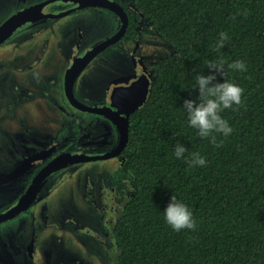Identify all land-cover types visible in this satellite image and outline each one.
Returning a JSON list of instances; mask_svg holds the SVG:
<instances>
[{"label":"trees","instance_id":"trees-1","mask_svg":"<svg viewBox=\"0 0 264 264\" xmlns=\"http://www.w3.org/2000/svg\"><path fill=\"white\" fill-rule=\"evenodd\" d=\"M113 1L128 13L130 40L138 26H153L174 49L156 64L148 99L130 118L122 156L131 193L114 225L113 264H264V0ZM221 32L229 39L217 50ZM221 58L224 75L208 67ZM237 60L246 71L228 67ZM197 75L244 90L240 105L219 113L233 129L212 134L220 147L189 126L183 108L199 103ZM177 145L187 149L182 158ZM193 153L205 165L189 167ZM173 195L195 230L166 223Z\"/></svg>","mask_w":264,"mask_h":264},{"label":"rangeland","instance_id":"rangeland-1","mask_svg":"<svg viewBox=\"0 0 264 264\" xmlns=\"http://www.w3.org/2000/svg\"><path fill=\"white\" fill-rule=\"evenodd\" d=\"M108 16L107 24V15H104L103 22L95 18L94 12L82 17L83 25L93 26L88 29L89 33L85 38L81 39L83 49L97 43L104 35L117 32L120 26L118 17ZM72 22L78 23L75 19L63 17L60 25L53 31H38L32 39L26 37L22 38V41L19 40L17 45L26 53L18 62L21 67H31L27 77L24 75L25 77L18 80L16 95L22 104L21 95L26 89L29 88L33 92V99L29 95L32 100L22 107L28 113L27 119L33 122L35 134H40L43 130L56 135L59 133L57 139L63 140L64 148L67 149L75 146L83 132L92 128L91 122L96 119L94 126L97 131L91 143L97 152L105 151L118 139L116 128L106 119L82 114L73 120L67 119L68 125L65 129L58 127L59 116L63 115L55 103L68 106L64 78H61V75L65 69V53L68 52L70 43L75 40L66 32ZM134 49H138L144 63L153 71L157 63L174 55L172 45L153 26L142 28L137 44L122 39L90 63L76 82L77 98L87 103L103 97L108 83L131 69L134 70L129 57V51ZM31 79L35 82H29ZM6 89L2 87V90ZM25 94L26 92L23 98L26 97ZM2 99L6 110L0 107V112H3L0 129L3 125L19 127L17 116L7 114V111H12L11 94L4 95ZM13 100L17 101V97ZM2 137L1 144L10 147L5 136ZM20 137L21 140L17 139L19 150L24 142H27L29 147H39L44 143L43 137H27L23 133ZM32 175L33 172L24 174L20 179L0 189V211L9 209L18 200L30 183ZM130 182V175L120 166L118 158L72 166L71 169L56 174L42 190L34 206L20 217L0 224V260H5L8 264H113L115 253L112 243L107 242V246H102L101 237L93 239L90 236L92 233L97 236L102 228L105 229L101 215V194L104 188L108 189L109 193L114 192L115 201L120 203L124 196L123 189H126ZM88 187L93 188L92 194ZM106 233L107 229L104 231L105 239ZM33 240L35 252L31 259L26 256L25 247Z\"/></svg>","mask_w":264,"mask_h":264},{"label":"flooded vegetation","instance_id":"flooded-vegetation-1","mask_svg":"<svg viewBox=\"0 0 264 264\" xmlns=\"http://www.w3.org/2000/svg\"><path fill=\"white\" fill-rule=\"evenodd\" d=\"M90 1L92 0H85V1L84 0H67V1L66 0H0V31L3 25H5L6 23H9L10 21L18 17L21 12H26V13L30 12L31 14L29 17L31 21L25 23L23 26L18 28L12 34L10 38H8L5 42H3L0 45V107L1 108L3 107V109L6 110V105H3L4 99L2 98L4 95L7 96L11 94V110L12 111H7V114L16 115L18 119L17 123L19 124V127H14V126L8 127V126L3 125V128L0 129V189L6 186L7 184L13 183L15 180L20 179L24 174H30L33 172V175L30 179V183L28 184L26 188H24L18 200L9 209L0 211V215L7 213L8 211L15 208L19 204L23 196L26 195V193H28V191L34 184V181L40 176V174H42L47 169V167L51 165L52 162H54L57 158H59L64 153L70 152L73 154H87L90 156L104 155L111 151H114L119 146V143L121 140V132L117 124H115L110 118L106 117L103 114H99L96 112H87V111H84L78 108L69 100L68 95L66 94L67 96L66 100L68 102V106L55 103L57 106H59V110L63 115V117L59 116V120H58L59 129H65L67 127L68 125L66 123L67 119L73 120L79 115L91 114L93 116H96V118L106 119L112 127L116 128L118 139L114 145L108 147L107 150L105 151L97 152L96 150H94V145L91 143V141L97 131V128L94 126L96 122V119H95L91 122L92 128L83 132L81 137L75 143V146L65 149L64 148L65 142L63 140L57 139V135L59 133L56 135V134H52L51 131L43 130L41 131L40 134H35V130H34L35 127L32 126L33 122L27 119L28 113L25 109L23 110V107H22L27 101L33 99L32 90L29 88L26 89L25 98H23L25 92L21 95L22 104L19 102L18 96L16 95L17 89H18V83H19L18 80L20 78L25 77L28 74L27 72L30 71V67H31V66L30 67L20 66V63L18 61L24 58L26 52L21 51V47L18 46L17 43L19 42V40L22 41L21 40L22 38L25 39L26 37H30V39H32L33 36L38 31H42V32L49 31V30L53 31L60 25L59 23L63 17L70 18L72 20L75 19L78 22L77 23L78 25L72 22V26L68 30L66 29V32L69 33V36L70 37L73 36L75 40H74V43L73 42L70 43L69 50L68 52L65 53V58H64L65 69L63 70L61 78H64L65 93H66V88H65L66 75H67L68 70L75 63V61L80 58L85 57L87 54H90V53L92 56L93 55L92 53H94V56L92 60L90 61L91 63L97 57H100L106 50H108L112 46L111 45V46L105 47L99 51L96 50L98 45L111 39L114 35H116L120 31L121 19L115 13L111 12L110 10L106 8H103L100 6L87 5L86 3ZM92 12H94L95 18L99 22H103L104 15H107V17L105 18L106 24L109 19L108 15L117 16L120 21V26L117 32L115 31V32H111L110 34L104 35L103 38L100 39V41H98L97 43L93 45H90L86 49H83L81 46V41H82L81 39L85 38L86 34L89 33L88 29L93 28V26L83 25L82 24L83 22H81V19L84 15H91ZM136 21L140 25H143L141 20L136 19ZM91 24H93V21H91ZM137 31H138V35L136 39L134 37L133 40L132 39L130 40V38L127 36V33L122 39H126L127 37L126 39L127 42H130V43L134 42L135 44H137L139 34H141L142 32V28L138 26ZM134 50L132 52L129 51V57L131 58V61L133 62L134 70L131 69L130 71L124 73L123 76L117 77L113 79L110 83H108V85L106 86V93L103 95V97H100V99L98 97V100L96 101H90L87 103H83L76 96V93H75L76 83L74 85V93H73L74 97L80 103H83L87 106L98 107V108L105 107L106 109H109V107H113L112 96L115 90V86L119 82L133 79L134 81L138 82L139 85H143L142 87H145L144 85H146V82L150 80L152 84V81L155 78L154 77L155 71L151 70L144 63V58L138 54V49H134ZM15 56H18V57H15ZM90 63L88 64V66L90 65ZM29 82H35V81H32L31 79L29 80ZM11 83L13 84L11 85ZM2 87H6L7 88L6 91L2 90ZM150 89H151V86H150ZM29 95H31L32 99L28 97ZM16 97H17V101L13 100V98H16ZM59 97L61 98L60 94H59ZM90 97L92 99V95H90ZM113 109L121 113L120 117L122 118L128 117L126 113L127 109H125L123 112L117 109L116 107H113ZM22 111H23V116L21 117ZM134 112H131L129 116V120ZM2 117H3V112H0V119H2ZM59 129L58 131L60 132ZM21 133H23L27 137H30L31 135L43 137L42 142L44 143L40 145L39 147H29L28 143L24 142L22 144V149L19 150L17 139L21 140V137H20ZM2 135L5 136V140L7 143L10 144V147H6L5 145L1 144V141L3 139ZM124 150L121 152L120 155H118L117 157H114L120 160L121 167L123 166V161H124V158L122 156ZM114 158L105 159V160H111ZM105 160H101V161H105ZM89 162H93V161H89ZM85 163H88V162L70 165L68 167L59 169L49 174L42 181V185H41L42 189L41 191H38L34 202L27 209L20 211L14 217L6 221L13 220L15 218L20 217L21 215L26 213L32 206H34L39 196L43 192L42 190L46 188V186L49 184V180L53 178L56 174L66 169L69 170L71 169L72 166L83 165ZM88 191L92 194L93 188L88 187ZM130 193L131 191L128 188V186L126 187V189L124 188L123 189L124 196L120 203L115 201L114 192L109 193L108 189L104 188L101 194L102 203H103V210L101 211V215H102V220L104 222L105 229L102 228L101 233H99L97 236H95V234L92 233L90 237H92L93 239L101 237L102 246H107V242L112 243V249L114 253H116V250L114 249L115 243H114V237H113L114 225L117 221L119 214L122 212L123 208L126 206V202L128 201L130 197ZM2 223L3 222H0V224ZM106 229H107V233H106L107 238L105 239L104 231ZM89 232L91 233L92 231L90 230ZM34 252H35V244L33 240L30 244H28L25 247V253H26V256L33 259ZM114 259L115 257L113 254V261ZM0 264H8V262L5 260H0Z\"/></svg>","mask_w":264,"mask_h":264},{"label":"water","instance_id":"water-1","mask_svg":"<svg viewBox=\"0 0 264 264\" xmlns=\"http://www.w3.org/2000/svg\"><path fill=\"white\" fill-rule=\"evenodd\" d=\"M86 4L106 8L112 11L113 13H115L121 19L120 31L116 35H114L111 39L98 45V47L96 48L97 51L113 45L114 43L120 41L126 35L129 28L130 20L128 13L118 2L112 0H97V1L92 0ZM30 15H31L30 12L28 13L21 12L18 17H16L9 23L3 25L0 31V45L3 42H5L8 38H10L18 28L23 26L25 23L31 21V19L29 18ZM92 54H93L92 56L90 53L87 54L85 57L76 60L75 63L72 65V67L68 70L66 75V83H65L66 94L68 95L69 100L78 108L87 112H96L99 114H103L106 117L110 118L115 124H117L121 132V140L119 146L114 151H111L104 155L90 156L87 154H73L70 152L64 153L54 162H52L51 165L48 166L47 169L42 174H40V176L34 181V184L30 188L28 193H26V195L23 196V198L20 200L19 204L15 208L8 211L7 213L0 215V222H4L14 217L20 211L27 209L34 202L38 191H41L42 181L54 171L78 163L114 158L120 155L121 152L126 147L129 140V126H130L129 116L131 112H134L137 109H139L147 101L148 96L150 94L151 81L150 80L147 81L146 85H144L145 87H142L143 85H139V83L134 81L133 79L121 81L118 84H116L112 96L113 107H116L122 112L125 109H127L126 113L128 117L126 118L120 117L121 113L119 111H115L113 107H109V109H106L105 107L98 108V107L87 106L83 103H80L74 97L73 94L74 85L79 75L84 71V69L88 66V64L92 60L94 53Z\"/></svg>","mask_w":264,"mask_h":264},{"label":"clouds","instance_id":"clouds-1","mask_svg":"<svg viewBox=\"0 0 264 264\" xmlns=\"http://www.w3.org/2000/svg\"><path fill=\"white\" fill-rule=\"evenodd\" d=\"M112 12V11H111ZM247 15V13H245ZM228 34L221 32L216 49L219 50L228 40ZM225 61L221 58L218 62L208 65L209 69H215L224 75ZM230 69L238 71H246V65L243 61L237 60L228 65ZM196 85L199 89V103L194 100H185L183 108L187 111V119L189 126L198 129V135L202 138L209 139L216 147H220L222 141L217 143L216 136L213 133H222L227 137L233 129L229 126L226 119L219 114L224 109H231L233 105L242 103L241 97L243 89L235 83L225 80L223 83H214L216 77L214 75H197ZM187 151L182 145L175 148V156L182 158ZM189 167L203 166L206 161L199 153H193L190 160L186 161ZM165 221L171 228L177 232L182 229L195 230L196 223L193 214L188 207L173 195L171 202L164 210Z\"/></svg>","mask_w":264,"mask_h":264}]
</instances>
